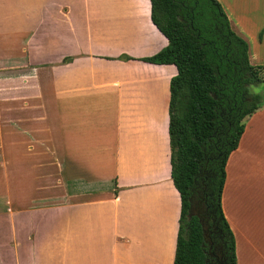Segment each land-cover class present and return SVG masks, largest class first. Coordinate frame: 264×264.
Masks as SVG:
<instances>
[{"label":"crops","instance_id":"1","mask_svg":"<svg viewBox=\"0 0 264 264\" xmlns=\"http://www.w3.org/2000/svg\"><path fill=\"white\" fill-rule=\"evenodd\" d=\"M217 1L255 65L264 0ZM150 14V0H0V264H173L177 70L141 61L168 44ZM221 205L236 264H264V105Z\"/></svg>","mask_w":264,"mask_h":264},{"label":"trees","instance_id":"2","mask_svg":"<svg viewBox=\"0 0 264 264\" xmlns=\"http://www.w3.org/2000/svg\"><path fill=\"white\" fill-rule=\"evenodd\" d=\"M150 4L151 21L168 44L141 61L177 70L169 82L167 128L170 176L180 198L173 264H236L221 205L225 166L245 122L264 105V94L251 91L264 84V67L251 64L248 43L217 0Z\"/></svg>","mask_w":264,"mask_h":264},{"label":"rangeland","instance_id":"3","mask_svg":"<svg viewBox=\"0 0 264 264\" xmlns=\"http://www.w3.org/2000/svg\"><path fill=\"white\" fill-rule=\"evenodd\" d=\"M253 54V53H252ZM252 60H253V63L255 65H261L264 67V56H260L259 59L256 60V57L254 56V54L252 55ZM264 90V84H261L257 87H251V91L253 93H260ZM2 211H4V208L2 209Z\"/></svg>","mask_w":264,"mask_h":264}]
</instances>
